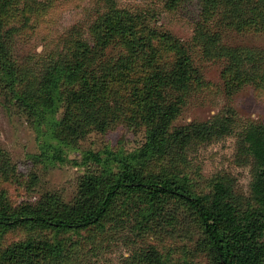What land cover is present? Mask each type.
Listing matches in <instances>:
<instances>
[{"label":"trees","instance_id":"obj_1","mask_svg":"<svg viewBox=\"0 0 264 264\" xmlns=\"http://www.w3.org/2000/svg\"><path fill=\"white\" fill-rule=\"evenodd\" d=\"M161 1H165V7L175 9L187 0ZM199 4L190 50L201 60L223 58L225 72L241 81H251L255 77L252 62L257 54L250 47L228 46L224 34L229 30H264V0H199ZM107 6L98 18L100 25L95 27L94 23L85 35L84 32L74 35L65 51L46 61L40 71L17 67L8 56L0 30V87L11 101L19 100L38 133H42L44 126L49 127L52 134H45L52 144L56 141L66 145L54 132L56 124L63 125L56 117L58 101L62 99L61 84L79 83L71 97L77 103L79 121L74 127L80 131L86 125L104 129L112 110L104 91L116 79L88 70L104 65L101 51L108 47L107 51L118 49L117 56L125 55L138 48L146 32L153 36L155 29L147 18L148 9L131 11L114 2ZM162 34L154 31L157 37ZM187 56L156 67L142 84L130 87L135 86L132 93L127 92L132 111L146 112L145 140L140 147L132 151L88 150L81 161H71L84 169L72 201L47 193L35 203L12 209L6 190L0 189V229L26 227L29 231L28 238L3 251L1 260L42 264L47 252H61V241L54 246L46 240L44 231L61 233L92 227L105 231L108 224L121 228L135 220L136 229L145 230L152 222L161 221L170 231L195 237L198 248L207 255L208 264H264V124L252 120L239 122L232 109V116H215L174 128L173 123L187 101L183 99V90L194 77V61ZM118 61L114 56L110 63L117 66L121 64ZM236 129L239 150L252 164L249 195L239 191L230 177H215L209 190L200 193L191 188L187 178L153 174L145 169L146 163L157 156L171 152L182 155L185 149L234 134ZM63 152L62 147H55L53 153L46 154L43 150L40 157L48 162H67ZM6 156V151L0 148V168L9 171L12 164ZM127 264L175 263L147 245L140 247Z\"/></svg>","mask_w":264,"mask_h":264},{"label":"rangeland","instance_id":"obj_2","mask_svg":"<svg viewBox=\"0 0 264 264\" xmlns=\"http://www.w3.org/2000/svg\"><path fill=\"white\" fill-rule=\"evenodd\" d=\"M110 2L131 11L148 9L152 28L163 36H155V30H152L153 36L146 32L138 48L125 55L117 56L118 49L107 51L108 47L101 51L104 65L88 70L116 79L104 91L112 107L104 129L86 125L80 131L74 127L79 121L76 120L77 103L71 97L79 86L78 81L62 83L59 89L62 99L58 101L60 108L56 117L63 125L56 124L53 130L66 142L65 146L49 141L47 136L52 134L48 132L49 127L44 126L42 133H38L19 100L11 101L4 94L6 90L0 87V148L6 151L12 164L9 171L0 168V189L6 190L7 203L12 209L35 203L47 193L72 201L78 178L84 171L73 162L81 161L85 151L120 148L132 151L140 147L145 140L147 121L143 115L146 112L132 111L127 92L132 93L135 86L130 87L142 84L156 67L177 62L184 56L190 55L194 61V77L183 90V99L187 101L173 123L174 128L215 116H232V109L239 122L252 120L264 124V30H229L224 34L228 46L250 47L257 54L252 62L255 77L249 82L241 81L231 72H225L223 58L201 60L190 50L200 11L199 0H187L175 9L165 7V1L161 0H0V30L8 56L20 69L40 71L46 61L56 59L65 51L74 35L83 32L85 35L94 23L95 27L100 25L98 18ZM114 56L120 65L112 66L110 61ZM237 133L236 129L234 134L202 142L185 149L182 155L171 152L157 156L146 163L145 169L153 174L187 178L191 188L200 193L207 192L212 180L222 175L230 177L239 191L249 195L252 164L239 150ZM55 147H62L63 157L73 162H48L40 157L43 150L46 154L53 153ZM135 225L133 220L121 228L108 224L105 231L94 227L61 233L44 231L46 240L54 246L61 241V252H47L42 264H127L140 247L147 245L155 247L163 257H170L175 264H208L207 255L198 248L195 237L170 231L161 221L152 222L145 230L136 229ZM28 235L26 227L0 229V255ZM12 262L9 258H0V264Z\"/></svg>","mask_w":264,"mask_h":264}]
</instances>
